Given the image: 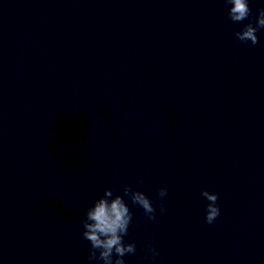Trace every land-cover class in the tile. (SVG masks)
<instances>
[{
    "label": "clouds",
    "instance_id": "1",
    "mask_svg": "<svg viewBox=\"0 0 264 264\" xmlns=\"http://www.w3.org/2000/svg\"><path fill=\"white\" fill-rule=\"evenodd\" d=\"M224 2L230 5L228 17L234 23H242L252 15L249 0H224ZM260 29H264V8L258 10L255 16V24L252 22L244 24L240 30L234 32V36L239 42H251L252 45H256L259 43L257 33ZM137 182L143 184L144 180L139 178ZM167 193V188L162 187L158 191V197L163 199ZM124 196H128L133 204L141 207L149 220H156V208L144 192L134 190L131 186H125L122 196L114 195L111 188H106L104 195L96 199L86 210L81 221L83 226L82 238L87 240L91 246L88 257L90 262L99 260L103 264H125V255L136 252L135 242L124 240L133 218ZM201 196L208 201L205 207V222L211 225L221 214V209L217 203L219 194L205 189L201 192ZM160 212H165L162 203ZM147 249L151 253L152 259L159 255L153 245H147Z\"/></svg>",
    "mask_w": 264,
    "mask_h": 264
}]
</instances>
